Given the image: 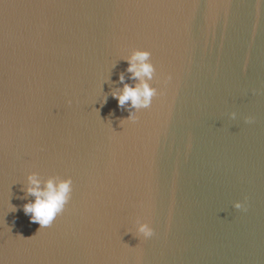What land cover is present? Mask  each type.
I'll list each match as a JSON object with an SVG mask.
<instances>
[{"label":"water","instance_id":"95a60500","mask_svg":"<svg viewBox=\"0 0 264 264\" xmlns=\"http://www.w3.org/2000/svg\"><path fill=\"white\" fill-rule=\"evenodd\" d=\"M15 2L0 8V264H264V0ZM137 50L147 109L113 96L139 83ZM33 175L72 182L48 227L23 210Z\"/></svg>","mask_w":264,"mask_h":264},{"label":"clouds","instance_id":"9594fccd","mask_svg":"<svg viewBox=\"0 0 264 264\" xmlns=\"http://www.w3.org/2000/svg\"><path fill=\"white\" fill-rule=\"evenodd\" d=\"M150 55L149 51L137 50L130 57L126 58L128 63L127 71L139 83L136 86L124 84L118 93H113L114 98L117 99L120 106H124L126 102H130L132 108L147 109L152 104L153 97L157 95V91L147 83V80L152 79L154 72V67L149 62ZM123 79L121 75V82H123ZM170 79V76L165 77V82ZM235 115V113H232V118H235ZM245 122L250 123L251 118L245 117ZM28 179L31 186L26 191L34 199L29 203H25L23 210L26 215L30 214L31 222L39 224L41 228L48 227L67 203L72 182L70 179L58 182L48 180L44 187L41 188L40 181L34 175ZM232 206L238 210L244 208V205L240 201L233 202ZM137 231L140 234L141 241L147 240L154 235L153 228L145 223H141Z\"/></svg>","mask_w":264,"mask_h":264},{"label":"snow or ice","instance_id":"6c2138e0","mask_svg":"<svg viewBox=\"0 0 264 264\" xmlns=\"http://www.w3.org/2000/svg\"><path fill=\"white\" fill-rule=\"evenodd\" d=\"M17 3L15 2V0H12L11 3L9 2H6V0H0V8L2 9H6V8H9V7H17Z\"/></svg>","mask_w":264,"mask_h":264}]
</instances>
